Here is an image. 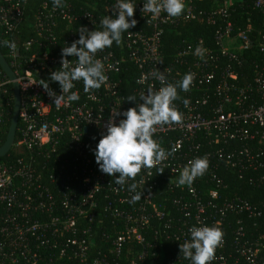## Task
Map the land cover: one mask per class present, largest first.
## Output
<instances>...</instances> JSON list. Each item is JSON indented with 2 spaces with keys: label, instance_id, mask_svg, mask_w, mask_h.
Listing matches in <instances>:
<instances>
[{
  "label": "built area",
  "instance_id": "obj_1",
  "mask_svg": "<svg viewBox=\"0 0 264 264\" xmlns=\"http://www.w3.org/2000/svg\"><path fill=\"white\" fill-rule=\"evenodd\" d=\"M196 1L184 0L179 17H154L141 11L146 0H131L136 28L95 56L106 83L85 93L83 81H74L79 100L57 108L41 80L61 94L49 77L61 70L62 48L79 39L80 26L102 30V17L116 18L117 0H62L56 8L53 0H0L1 43L16 44L5 46L15 79L0 65V141L14 109L13 84L20 89L17 136L7 154L19 155L0 159V264H191L179 246L191 240L193 226L224 234L210 264L264 263V201L233 192L223 176L235 173L264 187V25L235 18L241 0H214L201 11L215 27L213 46L200 38L168 57L166 33L198 18ZM252 8L264 17V0H253ZM198 45L206 50L203 59L194 54ZM67 59L76 65V57ZM157 69L172 84L195 74L189 91L178 88L173 102L182 123L157 126L153 135L166 151L177 150L121 188L99 170L94 151L114 108L123 113L136 107L129 95L143 103L141 94L163 86L153 75ZM205 155L206 173L177 186L188 162ZM131 183L143 192L137 202Z\"/></svg>",
  "mask_w": 264,
  "mask_h": 264
},
{
  "label": "clouds",
  "instance_id": "obj_2",
  "mask_svg": "<svg viewBox=\"0 0 264 264\" xmlns=\"http://www.w3.org/2000/svg\"><path fill=\"white\" fill-rule=\"evenodd\" d=\"M53 6L56 8L64 5L62 0H53ZM112 10L114 13L118 11V15L116 18L108 15L102 17L100 21L102 30L89 31L86 26H80L77 31L79 39L73 41L71 46L62 48L61 70L52 71L49 77L50 81L59 83L61 94L57 95L50 88L49 81L41 80L40 85L57 108L62 103L79 100V95L71 91L75 86L74 81H83L85 93L98 90L106 83L108 77L104 74V64L100 59H95L96 54L111 48L113 42L120 45L122 33L128 32L137 24V20L132 18L135 5L131 0H117ZM184 10V0H146L141 9L143 13H150L154 17L159 16L161 12H166L169 17H179ZM3 44L12 50L16 49L14 42L5 40ZM205 52L206 50L198 45L194 54L203 59ZM69 56L77 58L75 66L67 59ZM153 75L163 86L158 91L149 88L146 94H141L140 100L143 103H137V98L129 95L127 101L136 102V107L129 108L123 113L118 110L119 107L114 108L107 123V134L102 136L94 151L99 170L116 177L115 183L121 188L129 179L134 181L142 169L150 170L157 167L177 150L173 147L171 151H166L153 139V135L157 131V126L182 123V113L173 102L180 98L178 88L184 92L189 91L195 74L191 72L185 74L176 84L166 83L164 73L158 69ZM183 103L188 107L190 101L184 99ZM118 116L126 118L120 119L117 124ZM208 168L207 155L190 160L181 171L177 186H190L197 177L203 176ZM163 172V168H158V173ZM137 187V183L128 186V191L134 193L131 197L132 202L139 201L143 196V192L136 191ZM189 232L191 240L179 246L184 258L189 259L191 264H210L216 258L217 247L223 242L222 230L215 226H193L189 228Z\"/></svg>",
  "mask_w": 264,
  "mask_h": 264
},
{
  "label": "trees",
  "instance_id": "obj_3",
  "mask_svg": "<svg viewBox=\"0 0 264 264\" xmlns=\"http://www.w3.org/2000/svg\"><path fill=\"white\" fill-rule=\"evenodd\" d=\"M213 2L214 0L196 1L198 5V18L196 20L190 21L189 23L179 25L178 27L167 31L164 41H165V53L168 57L173 56L182 43L197 41L200 38H203L205 42L213 46L214 44L213 36H214L215 27L213 25L207 24L204 20V14L201 13V11H206L210 9V7L213 5ZM241 3L243 4V8L239 9L238 12L234 14L235 18L242 17L244 21H246L247 17H251L255 24L257 23L264 25V17L261 16V14H259L257 11H255L252 8L253 0H241ZM135 28L136 27L130 28L129 30ZM24 30L25 28L23 29V34H26V31ZM124 33H122V35ZM25 38H27V35L23 37V39ZM0 49L4 54V56L6 57V59H8L5 46L1 43V40H0ZM248 70L250 71V68L247 69V72H249ZM124 79L127 90L133 89L134 87L133 80L128 79L129 80L128 82L126 77H124ZM12 115H13V109L10 113V117L8 121L9 122L8 130L11 124ZM6 137L7 136H4L1 139L0 148L4 145L6 141ZM18 155L19 154L17 152H12L11 155L0 157V159L5 161H11L14 160ZM223 176L230 184L231 189H233V192L242 195L243 197L249 199L254 203H260L264 201V187H255L248 183H245L243 180L239 179L235 173L226 172V174H223ZM262 231L264 232V227Z\"/></svg>",
  "mask_w": 264,
  "mask_h": 264
},
{
  "label": "water",
  "instance_id": "obj_4",
  "mask_svg": "<svg viewBox=\"0 0 264 264\" xmlns=\"http://www.w3.org/2000/svg\"><path fill=\"white\" fill-rule=\"evenodd\" d=\"M0 65L3 70L8 74L11 79H15V74L13 69L11 68L9 62L7 61L6 57L2 53L0 49ZM14 86V109L13 115L11 119V124L8 130V134L6 137V141L4 145L0 148V157H5L10 150L12 149L16 136H17V128L19 124V109H20V89L17 82L13 84Z\"/></svg>",
  "mask_w": 264,
  "mask_h": 264
}]
</instances>
